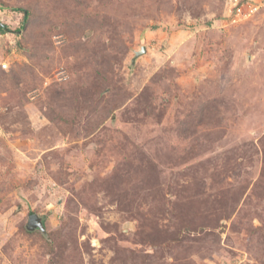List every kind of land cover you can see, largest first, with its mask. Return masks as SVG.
Returning <instances> with one entry per match:
<instances>
[{
  "label": "rangeland",
  "instance_id": "obj_1",
  "mask_svg": "<svg viewBox=\"0 0 264 264\" xmlns=\"http://www.w3.org/2000/svg\"><path fill=\"white\" fill-rule=\"evenodd\" d=\"M225 1L0 0V264H264V7Z\"/></svg>",
  "mask_w": 264,
  "mask_h": 264
},
{
  "label": "built area",
  "instance_id": "obj_2",
  "mask_svg": "<svg viewBox=\"0 0 264 264\" xmlns=\"http://www.w3.org/2000/svg\"><path fill=\"white\" fill-rule=\"evenodd\" d=\"M264 7L262 0H227L225 1V9L229 12L227 17L234 23L251 20ZM4 70L10 66L9 62L2 65Z\"/></svg>",
  "mask_w": 264,
  "mask_h": 264
},
{
  "label": "water",
  "instance_id": "obj_3",
  "mask_svg": "<svg viewBox=\"0 0 264 264\" xmlns=\"http://www.w3.org/2000/svg\"><path fill=\"white\" fill-rule=\"evenodd\" d=\"M145 52H146V49L143 48L142 51H141V52H138L137 55H140V54L145 53ZM37 219H38L37 216H31V217H30V223H29V224L33 225V224L36 222ZM37 224H38L40 227H42V226H41L42 224H41L40 220H37ZM29 228H30V227H29Z\"/></svg>",
  "mask_w": 264,
  "mask_h": 264
},
{
  "label": "trees",
  "instance_id": "obj_4",
  "mask_svg": "<svg viewBox=\"0 0 264 264\" xmlns=\"http://www.w3.org/2000/svg\"><path fill=\"white\" fill-rule=\"evenodd\" d=\"M27 18H28V16H27V14L25 13V20H27Z\"/></svg>",
  "mask_w": 264,
  "mask_h": 264
}]
</instances>
